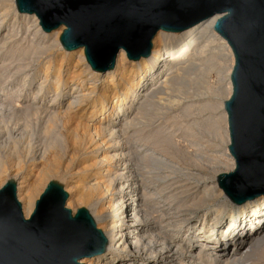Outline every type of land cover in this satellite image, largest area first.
I'll list each match as a JSON object with an SVG mask.
<instances>
[{
	"label": "bare ground",
	"instance_id": "6f19581e",
	"mask_svg": "<svg viewBox=\"0 0 264 264\" xmlns=\"http://www.w3.org/2000/svg\"><path fill=\"white\" fill-rule=\"evenodd\" d=\"M10 1V7L0 4V52H4L3 56L7 57L2 61L12 64L14 55L9 56V53L15 51L18 54L17 62L22 63L23 57L29 52V57L36 54L45 56L48 65L42 70L45 78L38 84L30 83L33 70H29L31 65L28 63L17 65L12 73L7 72L6 78L9 79L25 76L22 77L24 80L17 96H14L17 101H21L20 108L11 105L10 93H4V85L0 84V180L7 172V162L12 165L20 161H17L18 155L31 165L46 163L49 168L57 165L58 162H54L61 161L57 171L55 167L54 171L40 170L38 174H42V177L62 176L66 183L63 191L67 193L65 208L69 210L72 204L89 207L95 219L85 210L107 240L105 251L92 257H82L78 263L264 264V231L256 234L258 226L264 222L263 195L236 205L224 194L216 177L210 186L201 190L196 188L200 196L211 198V201L206 202L208 205L203 212L204 220L200 228L193 217L199 213L200 203L206 204L204 197L201 199L197 196L195 203L178 205L172 209L175 192H170L173 184L169 181L173 182L174 178L168 179L174 170L171 173L164 172L163 168L167 167L166 158L175 157L169 152V149H173V143L167 137L169 135L165 134L166 130L163 132V125H156L155 119L163 116L162 110L168 112L164 111V102L170 103L168 100L173 97L171 93L181 91L178 86L181 75L197 68L198 63L206 58L210 45L216 46L218 54L228 64L224 72L219 73L224 95L216 106L221 110L222 150L231 161L228 173L235 168L234 158L228 149L230 137L224 109L225 101L232 94L230 76L235 61L227 41L214 30L220 15L200 21L180 33L158 31L151 41L148 58L130 62L120 49L113 68L102 76L100 86L97 85L99 75L85 61L83 47L70 54L76 58L72 75L63 82L59 68L47 83L53 53L64 50L59 41L64 27L45 33L35 14H20L17 9L20 15L13 13L9 19L10 11L15 7V1ZM202 37L206 38L204 44L201 42ZM159 39L161 43L154 42ZM61 54L67 58L65 53ZM53 62L56 64V60ZM4 63L2 67L5 68ZM49 93L52 94L50 98L47 97ZM47 98V104L43 105ZM43 118L58 122L57 129L63 135L57 131L52 133L53 136L50 135L45 145L38 144L40 141L36 142L33 135V138L29 137L32 140L27 142L29 139H25V130L29 127V120ZM57 149L59 157L52 153L47 158L50 151L57 152ZM174 150L178 149L175 147ZM12 173L14 175L9 179L15 180V198L20 203L23 218L27 220L35 209L38 177L30 181L27 174ZM3 186H0V190ZM218 199L225 203L215 207ZM227 210L226 216H223ZM73 212L70 210L71 216L77 211ZM205 218L210 221L206 227ZM217 228H221L218 235ZM247 239H251V242L237 251L240 241ZM106 254H110L109 257Z\"/></svg>",
	"mask_w": 264,
	"mask_h": 264
},
{
	"label": "water",
	"instance_id": "95a60500",
	"mask_svg": "<svg viewBox=\"0 0 264 264\" xmlns=\"http://www.w3.org/2000/svg\"><path fill=\"white\" fill-rule=\"evenodd\" d=\"M20 14H35L45 33L60 26L64 50L84 48L94 71L113 68L120 49L148 58L158 31L180 33L220 15L214 30L230 46L232 94L225 101L234 172L217 175L236 205L264 196V0H14ZM15 183L0 190V264H79L105 251L107 240L82 207L66 209L67 193L50 181L25 220Z\"/></svg>",
	"mask_w": 264,
	"mask_h": 264
},
{
	"label": "rangeland",
	"instance_id": "374dc122",
	"mask_svg": "<svg viewBox=\"0 0 264 264\" xmlns=\"http://www.w3.org/2000/svg\"><path fill=\"white\" fill-rule=\"evenodd\" d=\"M0 4H3L7 7H10V5H12L10 0H0ZM13 9L14 10L11 9V11H10L12 13L9 16V19L12 18L13 13L14 14L16 13L17 16L20 15L17 13L15 7H13ZM4 32H5V30H3V33ZM171 35L173 36L174 34H167L166 36H171ZM204 37H202V39H201L202 44H204L203 42L206 39ZM154 42H157V44H158L159 42L161 43V40L160 39H159V41L155 40ZM61 52L65 53L64 55H66L67 58L63 57ZM74 52L73 51L72 52H65L64 50H61V51L56 50L53 53V59L52 60L53 61L56 60V64H54V62L51 61V64L49 65V75L46 79V81H48L47 83H49L51 81L52 77H54L56 75V72H54V71L58 70L59 68L61 71L60 74L62 75L61 78H62L63 82L70 75H72V71L74 70L73 67L75 66L74 64H76V58L73 57L74 55L71 57L70 54H72V53L74 54ZM124 53L126 56L127 53L125 51H124ZM4 54H5L4 52H0V67H1L0 68V84L4 85V93H7V92L10 93L11 105L14 108H16V107L20 108L21 107L20 106L21 101H17L16 97L14 98V96H17L18 91H19L18 89H20V87L22 85V80H24L23 78L25 76L24 77L22 76L23 78L21 77L19 79H16V78L9 79V78H6L7 72H11V71L14 72V69L17 65L23 64L24 62L28 63L29 65H31L29 70H31V71L33 70L32 73L30 74V76H31L30 83H37L38 84V83H40L41 80H43L45 78L42 70H44V68L48 65L47 64L48 60L45 56L40 55V54H36L34 56L35 58L29 57V56H31V54L28 52L25 55V57H23L24 62L18 63L17 62L18 54L15 51H12L11 53H9V56H11L12 54L14 55V57H12V61L14 60V62L12 64H9V63H4V61H2V60L7 58V57L3 56ZM68 56H70V57H68ZM126 59H127V61L135 62L133 60L128 59L127 56H126ZM222 59H223L222 56H220L218 54V51L216 50V46L210 45V47L208 48V54H207L206 58H203V60L200 63H198L197 68L196 69L194 68V70L193 69L188 70L187 72H185L181 75L182 80L180 81V84L178 86L181 88V91H182V89H183V91L182 92L179 91L180 95H179V93H171L172 94L171 96H173L172 99L174 97L175 98L173 100L169 99L168 102H170V103L167 102L168 104H166V102H164V104H165V110L164 111H168V112H162L163 111L162 110L161 113L164 117L158 116L155 119V121L157 123L156 125H160V124L163 125V132L166 130L165 134L169 135L167 137L170 140H172L171 142L173 143V149H169V152L171 151V153H173V155L175 157L172 156V157H170V159L166 158L168 160V162L166 164L167 167L166 166L163 167V168H165L164 172L170 171V173H171L172 170H174L170 175L171 178L168 179V181H169L172 178H174L173 182L169 181L170 184H173V186L170 189V192L172 190H173L172 192H175L174 195L172 196V197H174V198H172L173 199L172 209L178 205L182 206V204L184 205V204H187V203L189 204L192 202L195 203V201H197L195 199V197L197 198V196L201 197V199H203V197H204L203 200L205 203L208 201H211V198H208V196H205V195L200 196L198 193L199 190H197V189L201 190L205 186H210L212 180L215 179L218 174L229 172V167H230L231 161H230V158L228 156H225L226 153L223 151L224 150V140L222 138V127H221L220 121H219L220 120L219 117L221 115V110H219L216 106L219 103L218 101L222 100V98H223L222 95H224V91L222 90L223 83L220 82V79L222 76L219 73L224 72V70L226 69V67L228 65L227 62H225L224 59L223 60ZM32 61L34 62L33 64H32ZM2 62L5 64V66H6L5 68L2 67ZM15 63H17V64H15ZM12 68H13V70H12ZM81 68L82 67H79V69H81ZM94 73L96 75L97 74L99 75L98 76L99 81H97V85H99L100 84L99 82L102 79V76L106 72L103 73L100 71H95ZM3 81L4 82L7 81V83H4ZM8 82H10V83H8ZM187 93H188V95H187ZM51 95L49 93V95L47 97L50 98ZM178 95H179V97H178ZM177 97H178L179 101H177ZM190 97H192V98H190ZM49 98L46 99L47 101L45 100V102H43V105L47 104ZM163 98L166 99L165 96ZM21 99L24 100L23 98H21ZM26 100H28V98ZM171 103H172V105H171ZM187 105H189V106H187ZM190 106H191V108L189 110H187V111L184 110V108L190 107ZM169 109H170V111H169ZM87 113H89V111L85 113L84 117L86 115H88ZM169 118H173V119L176 118L178 120H176V119L168 120ZM38 120L39 119H35L33 121L29 120V122H28L29 127L25 131L27 132L29 129L30 130L27 133L25 132V135H26L25 139H26V141L29 139L27 141V142H29L30 140H32L29 137H32V135H33L36 142H37V140H38V142L40 141V143H38V144L45 145V143H47L48 140L50 139L49 138L50 135L53 136V134L56 131H57V133L60 132L59 131L60 129L59 128L57 129L58 122L50 121V120L47 121V119H45V118H43L39 121ZM158 120H160V121H158ZM172 124H174V125H172ZM44 127H46V128H44ZM35 129H37V130H35ZM32 131L35 134H32L33 133ZM61 133L62 132H60L59 135H63ZM170 134H171V136H170ZM34 135H36V136H34ZM64 136H65V134H64ZM174 146L178 149L177 151L174 150V148H175ZM55 152H56V150H55ZM55 152L50 151L47 154V158L52 156V153L56 154V156L59 157L60 156L59 150L57 149V152L56 153ZM48 155H50V156H48ZM18 156L19 157H18L17 161H19V159H20L21 162L19 161L20 163L19 162L13 163L12 168H10L12 165H9L8 162L6 163L7 166L9 165L8 166L9 168L7 166H5V168H7V169H5L7 172L5 173V175L3 174L4 175L3 177H1L0 186H3L7 181H10L9 178H12L14 175V173L11 174V171H14V172H21L23 174L29 175L30 181H33V179H35V176L38 177V180L36 179L37 180L36 186H37V194L39 197L43 193V191L45 190L46 186L49 184L50 181L55 182L58 185L62 186L63 187L62 189L65 188L66 183H64L65 179L62 176L48 177V176L43 175V177H42V174L41 175L38 174L40 170L46 171L48 169L47 171H51V170L54 171L57 168L55 170V171H57L60 168L61 161L58 160V161L54 162V164H56L58 162L57 163L58 166L55 165L56 168L55 167L53 168V166H51L49 168L46 163L31 165V163L29 161L20 157V155H18ZM163 157H165V156H163ZM25 162H26V164H25ZM170 164L172 165V167ZM9 169H12V170L10 171ZM28 169L31 170V173ZM77 169L78 168H76L75 171H77ZM177 170L182 171V173L177 172ZM234 170H235V168H234ZM234 170H233V172H234ZM30 174H32V175H30ZM183 177H184V179H183ZM42 178H44V179L42 180ZM185 178L186 179L188 178L189 180L188 179L185 180ZM15 179H19V178H15ZM40 179H41L42 183L40 182ZM175 179H176V181H175ZM12 181L15 183V180H12ZM185 181H186V183H185ZM183 187H185V188H183ZM64 191H65V189H64ZM166 192H168V191H166ZM38 196H37V198H35V203H36V200L39 199ZM175 198H178V199H175ZM228 202H229V200H228ZM224 203H225L224 200L218 199L217 203L214 206L218 207L220 204H224ZM200 205H201V207L198 208L199 213L196 214L193 218L196 222V226L199 225L201 228L203 220H204V219H202L203 215H204L203 212L206 209V206L208 204L207 203L203 204V202H201ZM82 207L90 213V215L93 217V219H95L94 215L91 214V210L89 209V207H87L84 204L83 205L72 204L69 210H71V211L74 210V212H73V214H74L77 211V209H81ZM212 208H214L213 204H212ZM200 209H201V211H200ZM227 212H228V210L225 211L222 215L226 216ZM207 217L208 216H206V218ZM206 218H205V220H206ZM263 221H264V219H263ZM209 223H210V221H209V219H207L205 221L204 227H206ZM96 225H97V223H96ZM97 227H98V225H97ZM221 228H217L216 235L219 234V231L221 230ZM257 230L258 231H256V234L262 233L264 231V222H262L258 226ZM250 240L251 239H247V240H245L246 242L240 241V246L237 249V251L241 250L244 246H246V244L250 243L251 242ZM197 248H199V247H197ZM109 255L110 254H108L107 257H109ZM84 261H87V260H84Z\"/></svg>",
	"mask_w": 264,
	"mask_h": 264
}]
</instances>
